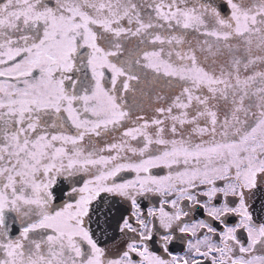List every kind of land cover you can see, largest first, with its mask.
<instances>
[{
    "label": "snow or ice",
    "instance_id": "1",
    "mask_svg": "<svg viewBox=\"0 0 264 264\" xmlns=\"http://www.w3.org/2000/svg\"><path fill=\"white\" fill-rule=\"evenodd\" d=\"M0 264H264V0H0Z\"/></svg>",
    "mask_w": 264,
    "mask_h": 264
},
{
    "label": "flooded vegetation",
    "instance_id": "2",
    "mask_svg": "<svg viewBox=\"0 0 264 264\" xmlns=\"http://www.w3.org/2000/svg\"><path fill=\"white\" fill-rule=\"evenodd\" d=\"M157 171H159V170H157Z\"/></svg>",
    "mask_w": 264,
    "mask_h": 264
}]
</instances>
